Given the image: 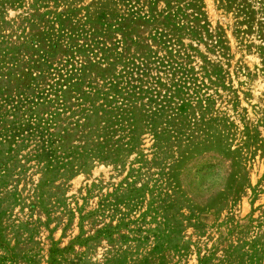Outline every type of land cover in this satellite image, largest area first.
I'll return each instance as SVG.
<instances>
[{
    "label": "rangeland",
    "instance_id": "1",
    "mask_svg": "<svg viewBox=\"0 0 264 264\" xmlns=\"http://www.w3.org/2000/svg\"><path fill=\"white\" fill-rule=\"evenodd\" d=\"M0 264H264V0H0Z\"/></svg>",
    "mask_w": 264,
    "mask_h": 264
}]
</instances>
